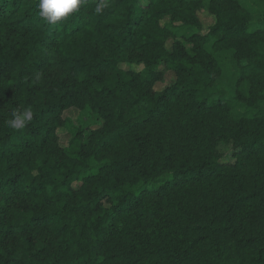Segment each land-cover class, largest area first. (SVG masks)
<instances>
[{
	"label": "trees",
	"instance_id": "1",
	"mask_svg": "<svg viewBox=\"0 0 264 264\" xmlns=\"http://www.w3.org/2000/svg\"><path fill=\"white\" fill-rule=\"evenodd\" d=\"M99 2L0 0V264H264V0Z\"/></svg>",
	"mask_w": 264,
	"mask_h": 264
},
{
	"label": "clouds",
	"instance_id": "2",
	"mask_svg": "<svg viewBox=\"0 0 264 264\" xmlns=\"http://www.w3.org/2000/svg\"><path fill=\"white\" fill-rule=\"evenodd\" d=\"M82 0H39V16L46 19L50 24H56L62 18L76 12ZM109 0H100L95 7L96 14H102L108 7ZM11 119L6 121L8 127L20 130L26 127L27 123L33 119V111L29 106L23 111L14 108L11 112Z\"/></svg>",
	"mask_w": 264,
	"mask_h": 264
},
{
	"label": "rangeland",
	"instance_id": "3",
	"mask_svg": "<svg viewBox=\"0 0 264 264\" xmlns=\"http://www.w3.org/2000/svg\"><path fill=\"white\" fill-rule=\"evenodd\" d=\"M202 19H203V21H204V23L206 25H208L209 23L213 22V20H214L213 17L208 16L205 13H203ZM174 79H175V73H174V71L167 70L166 75H165V80L164 81H161V82H158L156 84V87L158 89H162L165 85L172 83L174 81ZM64 116L71 117L75 123L76 122L79 123L80 120H82L84 123L89 122V118L86 115H84L82 117L81 116V113H80V110L77 109V108H75V107L74 108L67 109L64 112ZM59 135H60L61 143L63 145H66L68 143V138H69V134H68L66 128H63V127L60 128L59 129Z\"/></svg>",
	"mask_w": 264,
	"mask_h": 264
}]
</instances>
